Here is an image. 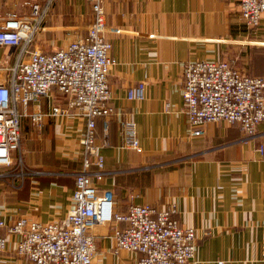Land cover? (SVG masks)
Here are the masks:
<instances>
[{
	"label": "crops",
	"instance_id": "crops-1",
	"mask_svg": "<svg viewBox=\"0 0 264 264\" xmlns=\"http://www.w3.org/2000/svg\"><path fill=\"white\" fill-rule=\"evenodd\" d=\"M52 1L54 20L45 24ZM238 1L104 0L102 5L105 38L116 62L108 77L114 115L96 122L104 169L92 183L99 193H113L121 214L131 205L173 208V218L196 230L197 250L186 264H264V122L252 138L225 122L207 124L201 136L193 137L181 95L187 62L226 61L243 74L264 78V17L256 28H248ZM34 2L49 5L29 52L52 53L69 34L58 38L50 33L72 30L78 35L91 22L85 0H0V26L11 13L30 20ZM18 51L0 48V83L10 80ZM140 82L146 83L144 100H128V90ZM58 101L52 92L19 108L22 160L30 181L18 190L19 202L0 203L8 242L0 264H32L15 253L19 237L7 234L20 216L54 222L72 209L84 123L50 117L37 129L28 117L47 113ZM127 120L136 125L139 150L121 148ZM12 168H0V174H7L0 182ZM124 227L113 223L92 230L96 253L91 264H137L138 254L114 251L112 230Z\"/></svg>",
	"mask_w": 264,
	"mask_h": 264
},
{
	"label": "built area",
	"instance_id": "built-area-1",
	"mask_svg": "<svg viewBox=\"0 0 264 264\" xmlns=\"http://www.w3.org/2000/svg\"><path fill=\"white\" fill-rule=\"evenodd\" d=\"M85 1L91 10L90 24L80 27L74 40L52 53L28 51L34 35L42 29L48 2L44 6L32 3L30 20L11 13L0 26V48L19 50L17 62L9 70L10 80L0 83V168H11L13 154L21 153L20 107L25 109L55 92L59 101L47 113L28 115L31 125L40 129L50 117L84 123L79 139L82 168L74 177L72 209L63 220L54 222L20 216L7 234L19 237L15 253L32 264H91L96 253L92 230L122 223L123 229L112 230L115 252L138 254L137 264H186L197 250L196 230L173 218V208L131 205L121 214L115 210L113 193H99L92 183L104 169L96 122L114 115L108 77L116 62L110 56L112 45L105 38L104 0ZM238 8L248 28H256L264 17V0H239ZM182 84L193 137L201 136L207 124L225 122L237 125L246 138H252L264 122L263 77L243 74L226 61L202 60L183 65ZM145 87V82L136 84L128 90L127 99L143 101ZM169 107L165 105L167 112ZM122 138V149L139 150L134 122L124 123ZM18 165L22 171L21 156ZM5 176L1 173L0 179ZM4 228L0 216V253L8 246Z\"/></svg>",
	"mask_w": 264,
	"mask_h": 264
},
{
	"label": "rangeland",
	"instance_id": "rangeland-1",
	"mask_svg": "<svg viewBox=\"0 0 264 264\" xmlns=\"http://www.w3.org/2000/svg\"><path fill=\"white\" fill-rule=\"evenodd\" d=\"M52 5L49 13H48V17L47 20L45 22V24H50L51 22H53V17H54V12L56 11L55 7H56V3L52 1ZM87 6V4H86ZM88 7V6H87ZM73 14V13H72ZM73 16V15H72ZM76 18V16H74ZM73 17V18H74ZM77 19V18H76ZM76 22H78V19L76 20ZM62 33H66L69 34V36L67 37H63V35L65 36V34ZM59 35L58 38H64V41L62 42L61 40L57 41V45L58 47L60 46V44H67L69 41L74 40L75 37L77 36V34H74V31L72 30H68V31H61L59 30L58 33H50V35H53L54 37L56 35ZM21 156L22 158V153H16L15 158L13 159V168L11 171H9V175H11L5 182H0V203H10V202H19L22 198L18 197V193H19V189L21 188H25L26 185L29 183L30 178H28L26 175V170L24 168V164L22 166V171H20L21 167L18 165V161H19V157ZM24 163V160H22ZM18 168H17V166Z\"/></svg>",
	"mask_w": 264,
	"mask_h": 264
}]
</instances>
